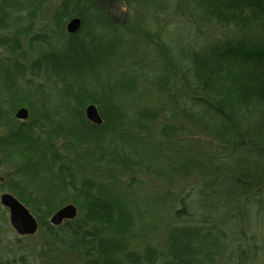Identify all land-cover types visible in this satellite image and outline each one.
<instances>
[{
	"label": "trees",
	"instance_id": "trees-1",
	"mask_svg": "<svg viewBox=\"0 0 264 264\" xmlns=\"http://www.w3.org/2000/svg\"><path fill=\"white\" fill-rule=\"evenodd\" d=\"M46 1L0 0V128L9 129L0 134V192L18 199L42 234L39 249L21 255V264H244L239 240L226 245L239 231L229 232L230 224L240 219L250 227L245 211L263 205L250 195L264 188V0H148L153 16L170 12L200 34H219L181 51L178 62L166 60L168 70L151 86L131 78L101 94L85 93L82 83L100 85L101 71L111 74L112 64L129 61L135 44L128 46L120 30L131 28L129 19L113 25L92 0H59L52 20L59 21L60 52L40 54L35 48L48 34L31 32ZM73 18L81 27L68 34ZM139 31L167 56L161 35ZM175 75L178 97L171 94ZM70 77L76 91H70ZM139 90L158 92L137 107ZM129 96L130 105L123 102ZM167 98H173L171 113ZM88 105L97 108L100 126L86 119ZM19 108L28 110L26 121L15 119ZM159 119L152 134L150 125ZM138 140L147 156L127 152ZM15 156L21 164L6 171ZM144 169L165 180L177 172L185 179L195 174L179 210L160 220L122 206L126 189L116 184L117 175ZM67 201L77 206L76 218L51 225ZM162 226L164 237L157 241L154 229L152 240L149 228ZM248 247L257 253L253 237ZM250 259L264 264V258Z\"/></svg>",
	"mask_w": 264,
	"mask_h": 264
},
{
	"label": "rangeland",
	"instance_id": "rangeland-1",
	"mask_svg": "<svg viewBox=\"0 0 264 264\" xmlns=\"http://www.w3.org/2000/svg\"><path fill=\"white\" fill-rule=\"evenodd\" d=\"M145 1L137 2L134 0H130L128 4L125 3V13L127 18L129 19L127 25L129 27L131 26V28L129 30L125 28H122L120 30L124 31L125 34L128 35L129 39H125L128 46H132L135 44V49L133 50V54L129 58V61L123 62L119 65L117 64V62L112 64V67L109 68L112 72L111 74H106L105 72L101 71L100 85L94 83L93 81L88 84L82 83V90L85 93H105L108 91L105 86H114L115 88L117 85H124V83L128 85L131 78H133L138 84H141L143 82L146 83V85L151 86L148 82H150L152 78H159L160 75L163 74L165 69L168 70L166 60H174L175 62H178V55L181 51H187V48H190L192 46H202L206 42L212 41L215 36L219 34L213 29H204L203 34H200L197 32L195 27H193L186 21L184 17L180 18L174 16L170 12L164 16H153L154 14L152 12L151 6L149 5L150 1ZM58 3L59 0H47L46 3L43 4L42 9L38 12L31 34L40 32L46 33L48 34L46 35L48 38V42L43 43L44 45L41 44L36 47V53L57 54L60 52L59 49H61L60 47L62 46L63 41L59 40V21L57 19L52 20V14L56 10ZM143 28H145L146 30L148 29L152 34L161 35L160 40L162 44H165L167 46L166 49L169 52L167 56H164L159 48L154 44V42L152 43L150 40H148V37H146V35L141 33L142 31H139ZM27 38L29 37H25L24 39H22L23 45L25 44L24 47L27 46ZM81 40L82 44L87 43L86 39ZM147 45L150 47L145 48ZM115 69L117 71H115ZM127 78L129 79L127 80ZM178 80V75H175V78L172 80V86L174 88L171 91V94L177 97L179 96L178 93L181 92V87L178 83ZM67 81L71 86L70 91H76L77 87L74 85V83H76V79L70 77L67 78ZM66 91H68V88L66 89ZM157 92L158 91L154 90V94H144L143 90H139V92L136 94H139L140 98L142 99L134 100V96H129L131 99L123 100V102H126V104L130 105V103H132V100H134L136 106L139 107L142 106V102L146 100L147 102L145 103H151L153 101V95H157ZM161 95L163 96L164 94L159 93V96ZM167 99V110L169 113H171L173 109H171L170 105H172L171 103L173 102V98ZM128 113L132 115L131 112ZM177 120V126H179V124H182L183 121H181V117L179 115L177 117ZM162 123V119H159L156 123L151 124V133H156L158 127H160ZM8 131V128H0V134L6 133ZM141 140H144V138ZM141 140H138V142L133 145L134 148L131 147L128 149L127 147V152L129 151V153L134 154V151L136 150L135 152L138 153L139 158L147 156L144 155L143 152H141L138 146ZM144 144L145 143L143 142L142 144H140L142 145V148ZM193 146L197 147L198 145L195 143H190L188 148L195 150ZM198 150L201 151V148L199 147ZM166 153V151L162 152L163 155L167 156L168 154ZM149 155L153 156L152 153H150ZM149 155V162L152 164L154 160L153 158L151 159ZM157 163L155 162L154 167L159 166ZM159 163H165L164 159L160 160ZM9 164L10 165L8 167H4L6 171L11 170L13 168V165H20L21 160L15 156L13 162ZM168 165L165 166V168H167ZM151 174L147 169H144L142 171L135 170L134 172H124L117 175L118 179L116 178V184H120L121 188L126 189L125 194H122L126 196L119 198V201L121 202L122 206H126V209H129L130 211H138L143 215H145L146 213H150L151 218L157 217L158 219H160L163 218V216L168 215L171 210H179L181 206H183L184 201H182L181 203V199H184L186 197L185 194L188 192L191 184H193L192 180L195 174H191L187 179H185L183 175L181 176V173L177 172V174H174L173 180L172 178H169L171 180H165L158 175L156 176L152 174L151 176ZM3 193L7 192H0V195ZM250 196L252 197H250L252 200H263V205L260 207V203H255L257 206H255L254 209H247L245 211L247 220L250 222V227L246 225L247 221L244 224L245 220L240 219L230 224V226L228 227L229 232H235L237 230L239 231L232 235L233 238L231 237L228 240V244L226 245L228 248L231 243L239 240V244L243 245L244 249L246 250V261L244 264H250V261H252L250 258H254V256L256 257V261L264 258V251L261 250L264 244V188H261L259 194H253ZM163 198H166V200H163ZM65 205L74 206L75 204L72 201H67L64 206ZM151 218H149V220ZM169 220L173 224L175 222L183 223L186 219H181L180 221L174 222H172L171 219ZM156 224H158V222H156ZM238 224H240V227H236V225ZM154 229L157 230V232H155L157 234L156 240L161 241L165 234L164 227H152V229L149 228V235H151L150 237L152 240V232H154ZM250 237L254 238V241L258 247L257 253H255L254 251H249L248 241ZM41 238L42 234L39 233V230H37V232L32 236L19 237L9 224V215L7 210L0 204V264H21V255L26 256V254L32 253L36 249H39V242ZM226 250L227 249H225V252ZM219 262L221 264L220 259Z\"/></svg>",
	"mask_w": 264,
	"mask_h": 264
},
{
	"label": "water",
	"instance_id": "water-1",
	"mask_svg": "<svg viewBox=\"0 0 264 264\" xmlns=\"http://www.w3.org/2000/svg\"><path fill=\"white\" fill-rule=\"evenodd\" d=\"M101 7L109 22L113 25L121 26L126 22L125 0H92ZM80 18H73L66 24V32L75 34L81 27ZM15 119L26 121L29 117L28 110L19 108L15 115ZM85 117L96 126L102 124V118L95 105H88L85 108ZM0 204L8 211L9 224L19 237L32 236L38 230V222L29 210L9 193L0 195ZM77 216V209L73 205H65L57 210L49 219L53 226H59L64 221H70Z\"/></svg>",
	"mask_w": 264,
	"mask_h": 264
}]
</instances>
